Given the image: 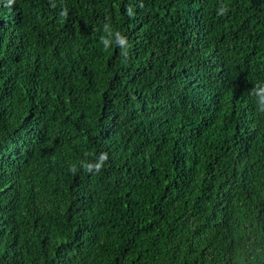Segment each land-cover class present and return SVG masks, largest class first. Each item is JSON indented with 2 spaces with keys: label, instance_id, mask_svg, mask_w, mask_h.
Instances as JSON below:
<instances>
[{
  "label": "trees",
  "instance_id": "1",
  "mask_svg": "<svg viewBox=\"0 0 264 264\" xmlns=\"http://www.w3.org/2000/svg\"><path fill=\"white\" fill-rule=\"evenodd\" d=\"M0 264H264V0H0Z\"/></svg>",
  "mask_w": 264,
  "mask_h": 264
}]
</instances>
